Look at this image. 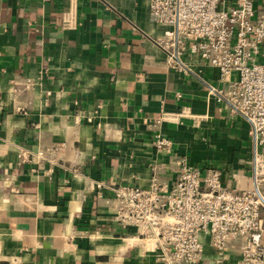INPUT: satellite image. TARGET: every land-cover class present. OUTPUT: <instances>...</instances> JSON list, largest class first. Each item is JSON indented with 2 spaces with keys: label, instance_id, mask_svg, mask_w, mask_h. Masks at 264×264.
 Segmentation results:
<instances>
[{
  "label": "crops",
  "instance_id": "1",
  "mask_svg": "<svg viewBox=\"0 0 264 264\" xmlns=\"http://www.w3.org/2000/svg\"><path fill=\"white\" fill-rule=\"evenodd\" d=\"M172 30L148 0H0V264H166L108 187L171 186L178 159L252 187L248 121L215 67L170 59ZM201 240L197 264L238 260Z\"/></svg>",
  "mask_w": 264,
  "mask_h": 264
},
{
  "label": "built area",
  "instance_id": "2",
  "mask_svg": "<svg viewBox=\"0 0 264 264\" xmlns=\"http://www.w3.org/2000/svg\"><path fill=\"white\" fill-rule=\"evenodd\" d=\"M160 25L172 27L165 48L171 60L184 52L197 55L219 72L227 91L221 98L249 123L253 143V184L231 191L221 172H203L184 159L175 161L178 176L171 186L155 179L147 188L108 187L119 202L116 223L137 227L166 264L202 260L201 236L222 259L238 244L235 264H264V0H148ZM235 75L234 78H232ZM156 148L169 152L171 142L156 137ZM96 189H103L96 183Z\"/></svg>",
  "mask_w": 264,
  "mask_h": 264
}]
</instances>
